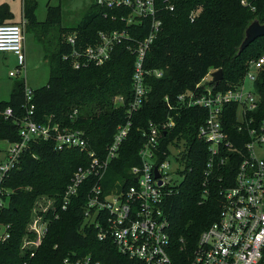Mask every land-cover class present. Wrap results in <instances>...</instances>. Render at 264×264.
Here are the masks:
<instances>
[{"label": "trees", "instance_id": "16d2710c", "mask_svg": "<svg viewBox=\"0 0 264 264\" xmlns=\"http://www.w3.org/2000/svg\"><path fill=\"white\" fill-rule=\"evenodd\" d=\"M165 1L156 0L162 4L160 18L163 24L145 59L147 69H162L164 75L148 76V98L129 118L136 61L129 46L134 41L116 44L110 59L104 64L75 69L63 58L71 50L66 37L78 32L79 43L86 46L98 40L101 30L127 29L132 38L142 40L150 32V19L140 25H128L122 18L130 13V8L110 9L100 6L96 0L83 20L70 28L61 24L60 5L48 4L46 20L39 21L35 13L38 0H22L26 28L43 34L55 29L57 35L53 37L55 48L46 54L50 67L49 82L32 89L35 119L42 123L51 120L61 126L84 130L89 147L99 154H104L116 127L131 119L129 136L119 157L107 170L109 180L122 179L123 188L134 183L130 169L140 163L138 152L144 139L141 129L149 121L166 120L171 112L165 102L166 96L174 100L179 94L195 89L212 68H223V79L217 89L225 90L239 83L246 73L248 61L264 51V36H261L236 55L249 20L259 16L264 22V0H169L174 10L165 8ZM6 22L15 21L9 4L3 3L0 5V24ZM257 86L262 95L257 114L264 117V70ZM26 87L25 81H15L9 99L0 101V140L9 143L21 140L20 120L26 115L23 106ZM118 96L124 97V104H116ZM9 107L13 113L5 116L4 112ZM76 108L78 114L72 119L71 114ZM206 115V109L201 107L184 108L170 132V138L185 140L190 155L186 178L179 192L168 197L165 204L172 239L175 245H184L187 249L197 244L201 232L220 211L217 178L212 180L208 198L202 200L208 153L206 144L197 138V130ZM89 162L86 151L78 148L58 150L52 139H35L28 144L19 164L1 181V186L10 194L7 205L0 208V222L9 224L10 237L0 241V264H63V260L75 252L91 254L105 264H128V258L118 252L113 240H100L98 228L85 219L89 181L68 210H61L60 202H56L59 216L53 217L35 255L31 257L21 250L36 199L45 193L63 195L75 170Z\"/></svg>", "mask_w": 264, "mask_h": 264}, {"label": "built area", "instance_id": "2783aa9c", "mask_svg": "<svg viewBox=\"0 0 264 264\" xmlns=\"http://www.w3.org/2000/svg\"><path fill=\"white\" fill-rule=\"evenodd\" d=\"M165 2V8L174 10L169 0ZM97 3L110 9L130 8V13L122 19L128 25H140L150 19V32L144 39L135 40L127 29L101 30L98 40L86 46L79 43L78 32H72L66 37L71 50L63 58L75 69L101 65L110 59L116 44L134 41L129 46L136 56L133 98L128 106V117L131 118L148 98V76L164 75L162 69L145 67L147 51L162 28V4L156 0H97ZM25 24V18L22 22L0 24V52L12 53L17 61L16 69L10 71L11 76H16L26 66ZM218 69H210L195 89L179 94L174 100L165 97L171 111L167 119L149 121L141 129L144 139L138 152L140 163L130 169L134 183L126 188L120 186L113 193L105 192L102 181L129 136L131 119L116 127L104 154H99L89 147L84 130L61 126L51 120L38 122L34 116L33 90L26 87L23 105L26 115L20 120L21 140L10 143L5 159L0 162V208L7 205L10 194L1 186V181L19 164L28 144L35 139H52L58 150L78 148L90 157L88 164L73 173L60 196V209L68 210L89 181L85 219L98 228L100 240H113L118 252L128 258V264H264V117L257 114L262 104L257 81L264 70V51L248 61L242 80L225 90L217 89L214 81L213 72ZM247 81L251 87L246 86ZM124 102L123 96L116 99L117 105ZM191 107H201L207 112L197 130V138L206 144L208 153L202 200L208 198L212 180L217 178L220 211L201 232L197 244L187 249L184 245H175L172 239L165 204L168 197L179 192L190 157L185 140L170 138V132L177 124L180 111ZM12 113L10 107L4 112L5 116ZM77 114L76 108L71 118ZM172 144L176 145L175 154L170 150ZM172 161L183 168L172 169ZM176 175H182L183 180L178 182ZM50 222L44 219L40 224L37 221L31 224L21 244L24 254L35 255ZM0 225L4 226L0 241H5L10 237L9 224L0 222ZM63 264L105 263L91 254L75 252L68 255Z\"/></svg>", "mask_w": 264, "mask_h": 264}, {"label": "rangeland", "instance_id": "374dc122", "mask_svg": "<svg viewBox=\"0 0 264 264\" xmlns=\"http://www.w3.org/2000/svg\"><path fill=\"white\" fill-rule=\"evenodd\" d=\"M95 2L96 0H38L35 13L39 21H45L47 18L48 4L52 6L60 5L62 11V26L74 28L83 20L87 10ZM243 2L245 3V1ZM3 3L9 4L13 19L22 22L24 19L22 16V0H0V5ZM56 36L55 29H52L50 33L43 34L42 32L27 29L25 24L26 66L16 76L10 75V71L16 69V57L12 53L0 52V101L9 99L13 84L17 80L25 81L28 89H37L48 84L50 67L46 54L55 48L54 38ZM246 86L251 87L249 81H247ZM118 98L119 96L116 99ZM9 147V141L0 140V162L5 159L6 151ZM170 150L172 154H175L176 145L172 144ZM178 167L183 168V165L172 161V169H177ZM108 171L104 175L102 184L106 193H113L122 185V179L116 177L109 180ZM183 178L182 175H176L178 182H181ZM106 184L109 186H106ZM61 194L45 193L36 199L32 207L31 217L27 224L25 235L28 233L31 224H35L36 221L40 224L44 219H48L52 223L53 217H56L58 213L55 204L56 202L59 203ZM3 231L4 226L0 225V234ZM30 236L33 237L31 233ZM42 242L43 240L40 242V245Z\"/></svg>", "mask_w": 264, "mask_h": 264}, {"label": "water", "instance_id": "95a60500", "mask_svg": "<svg viewBox=\"0 0 264 264\" xmlns=\"http://www.w3.org/2000/svg\"><path fill=\"white\" fill-rule=\"evenodd\" d=\"M261 36H264V22L261 21L259 16H256L247 23L244 29L243 39L238 47L236 55H240L254 40ZM223 72V68H219L213 72L214 81L217 85L223 79ZM156 175H159L157 169ZM135 180L137 181V178H135Z\"/></svg>", "mask_w": 264, "mask_h": 264}, {"label": "crops", "instance_id": "0c3cea01", "mask_svg": "<svg viewBox=\"0 0 264 264\" xmlns=\"http://www.w3.org/2000/svg\"><path fill=\"white\" fill-rule=\"evenodd\" d=\"M22 16H23V11H22ZM23 18H24V16H23ZM13 21H15V22H21V21H16V20H14L13 19ZM23 21V20H22ZM27 22V21H26ZM26 39V38H25ZM24 49H25V53H26V48H25V41H24ZM3 53H8V52H3ZM26 59H27V53H26ZM17 62V61H16Z\"/></svg>", "mask_w": 264, "mask_h": 264}]
</instances>
